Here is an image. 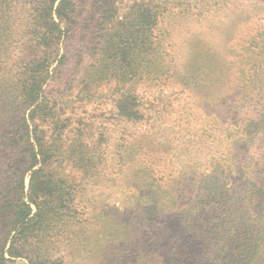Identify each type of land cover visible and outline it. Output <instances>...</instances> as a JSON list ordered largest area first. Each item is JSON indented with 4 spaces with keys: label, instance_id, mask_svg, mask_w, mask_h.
<instances>
[{
    "label": "trees",
    "instance_id": "16d2710c",
    "mask_svg": "<svg viewBox=\"0 0 264 264\" xmlns=\"http://www.w3.org/2000/svg\"><path fill=\"white\" fill-rule=\"evenodd\" d=\"M89 1L0 0V264L18 257L27 258L29 264H50L49 246L59 247L58 240L65 234L69 238L76 228V188L47 169L55 157L56 143L47 139L41 126L58 117L45 96V85L52 69L65 62L62 44L70 38L79 17L90 13L85 8ZM149 2L133 5L125 21L113 29H101L97 58L100 64L96 71H88L97 76L96 80L134 76L154 81L176 75L173 55L159 52L169 32L163 29L160 36H154L170 5L162 0ZM257 5L235 6V36L240 43V51L235 50V76H223L221 67L208 61L211 55L204 50L194 61V76L182 75L191 82L189 86L206 81L219 88L216 96L206 95V105L225 108L229 103L244 115L236 128L220 114L214 115L220 138L226 137V146L217 152L210 173L195 175L196 179L194 176L190 181L197 194L196 203L180 205L177 192L186 184L181 180L178 190L164 191L162 199L147 197L146 204L151 209L188 215L187 226L204 244L203 257L197 264H264V25L252 27L259 23V11L264 12V5ZM23 42L37 54L17 58ZM231 71L232 67H227V72ZM222 80L226 83H219ZM230 94L236 95L229 99ZM120 109L129 119L142 116L131 95L123 98ZM80 142L72 144L74 152L78 144L82 148L76 156L93 158V151ZM196 167L194 163L188 170ZM234 171L239 185L229 191L225 189L226 176ZM140 178L157 194L163 190L150 170L143 171ZM213 205L218 211L212 210ZM142 211L145 216L149 214L147 209ZM107 225L117 244H130V227L109 222ZM154 232L156 240L149 247L169 244V249L173 246L180 252L177 237L183 233L177 231L173 241L163 228ZM147 245L146 242L143 247ZM177 259L178 264H186V253L182 250Z\"/></svg>",
    "mask_w": 264,
    "mask_h": 264
},
{
    "label": "rangeland",
    "instance_id": "374dc122",
    "mask_svg": "<svg viewBox=\"0 0 264 264\" xmlns=\"http://www.w3.org/2000/svg\"><path fill=\"white\" fill-rule=\"evenodd\" d=\"M149 1L90 0L85 6L90 13L79 17L70 38L62 44L65 62L53 65L57 67L45 85V96L58 113L53 123L41 126L47 139L56 143L55 157L47 169L75 186L78 209V222L69 238L65 234L64 239L58 240L59 247L49 246L50 264H178L182 250L186 264H197L203 257V241L187 226L188 215L151 209L146 204L147 197L162 199L164 191H177L181 180L186 184L177 192L180 205L196 203L197 194L190 181L195 175L210 173L217 152L226 146V137L220 138L214 115L220 114L232 128L238 127L236 124L242 122L244 115L228 102L225 108L206 105V95L216 96L219 88L206 81L189 86L191 82L182 75L194 76V61L204 50L213 57L209 56L208 61L221 67L223 76H235V50L240 51L235 36V6H263L264 0H162L170 9L161 17L154 36H160L165 29L169 32L159 52L173 55L176 75L172 68L173 77L164 75L154 81L134 76L96 80L97 76L88 71H96L100 64L97 58L101 29H113L125 21L133 5ZM188 4L191 7L187 9ZM258 20L252 27L264 25V12L259 11ZM35 54L23 42L17 58ZM229 66L231 72H227ZM128 95L139 104L142 116L138 119L127 118L120 109V102ZM235 95L230 94L229 99ZM77 141L93 151V158L76 156L82 150L78 144L74 152L72 144ZM194 163L196 169L189 171L188 166ZM147 170L162 186L158 194L141 182L142 172ZM238 178L235 171L227 173L225 189L233 191L238 187ZM28 183L29 176L27 187ZM211 208L218 211L215 205ZM143 209L149 212L147 216ZM107 222L130 227V244H117ZM156 228L165 229L173 241L177 231L183 233L177 237L180 252L173 246L169 249V244L149 247L156 240ZM146 242L148 245L143 247ZM7 264H29V260L18 257Z\"/></svg>",
    "mask_w": 264,
    "mask_h": 264
}]
</instances>
